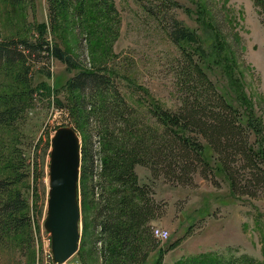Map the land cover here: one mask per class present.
Returning a JSON list of instances; mask_svg holds the SVG:
<instances>
[{
	"label": "rangeland",
	"instance_id": "rangeland-1",
	"mask_svg": "<svg viewBox=\"0 0 264 264\" xmlns=\"http://www.w3.org/2000/svg\"><path fill=\"white\" fill-rule=\"evenodd\" d=\"M114 3L117 21L106 32L105 56L97 43L98 33L88 34L74 23L55 32L50 30L46 0H33V4L29 0L17 4L0 0V38L31 33L35 36L36 25L43 24L48 41L58 43L64 53L77 59L79 67L93 66L105 57L114 71L113 83L133 109L140 127L158 125L146 112L148 103L171 108L175 105L174 72L181 44L194 49V56L199 57L207 75L228 101L241 110H251L264 126V27L252 0H173L167 9L155 13L147 12L135 0ZM216 18L223 38L215 39L217 34L209 26L208 19ZM78 65L69 66L42 51L30 62L35 86L31 101H24L25 107L13 124L0 126V139L7 149L17 147L24 155L26 164L22 168L27 176L17 186L27 196L31 217L23 241L22 233L0 237V264H56L52 261L50 234L43 225L50 138L55 126L75 122L66 109L55 105L54 99L66 101V80L76 73ZM11 79L0 71V91L14 89ZM76 131L81 144L85 134ZM87 131L96 164L99 144L92 118ZM204 155L215 166L208 148ZM134 171L138 182L145 183L154 205L149 228L158 226L167 231L165 238L153 237L155 246L149 251V262L162 250L159 264H174L181 256L204 251L225 256L246 253L256 264H264L263 186L254 196L235 194L220 169L206 177L196 170L188 183L171 180L162 171L153 176L147 166L139 163L134 165ZM7 172V168H0L1 176ZM78 201L81 247L59 264H101L100 242L95 240L91 221L93 208L84 204L79 194ZM175 239L177 242L164 250Z\"/></svg>",
	"mask_w": 264,
	"mask_h": 264
},
{
	"label": "trees",
	"instance_id": "trees-1",
	"mask_svg": "<svg viewBox=\"0 0 264 264\" xmlns=\"http://www.w3.org/2000/svg\"><path fill=\"white\" fill-rule=\"evenodd\" d=\"M6 1L17 4L26 0ZM29 1L33 4V0ZM46 1L50 30L55 32L74 23L88 34L98 33L97 43L105 56L106 32L111 30L118 15L114 0ZM135 1L153 13L173 3V0ZM252 2L261 14L264 27V0ZM222 17L224 21V12ZM208 21L217 34L213 37H221L217 18ZM46 36L44 25L40 24L36 25L35 36L31 33L0 38V71L12 78L14 88L0 91V126L13 124L25 104L31 101L35 86L31 81L30 62L42 51L69 66L78 65L77 59L64 53L58 43H51ZM172 39L176 40L174 35ZM178 48L174 107L150 102L146 109L160 127L138 126L133 109L113 83L114 71L105 57L90 67L78 65L76 73L66 80L65 88L69 92L66 101L54 99L59 109H66L68 116L73 117L75 124L71 125L85 134L80 147L78 194L84 204L93 208L91 221L95 240L100 242L101 264L160 263L162 250H158L153 261H148L149 251L155 246V237L149 228L154 205L147 196L145 183L138 182L134 171L137 163L147 166L153 176L162 171L180 183L190 182L196 170L206 177L214 169H220L231 191L238 195L254 196L256 190L264 187V126L251 110L245 107L241 110L225 98L207 75L199 57L194 56V49L181 44ZM91 118L98 134L96 164V152L88 141ZM205 148L210 150L215 166L204 155ZM25 164L21 150L7 149L5 141L0 139V168L8 169L5 175H0L1 238L22 233L19 238L25 239L24 231L31 218L29 203L17 186L27 176L22 168ZM80 247L81 244L76 252ZM174 264H256V261L246 253L225 256L204 251L181 256Z\"/></svg>",
	"mask_w": 264,
	"mask_h": 264
},
{
	"label": "water",
	"instance_id": "water-1",
	"mask_svg": "<svg viewBox=\"0 0 264 264\" xmlns=\"http://www.w3.org/2000/svg\"><path fill=\"white\" fill-rule=\"evenodd\" d=\"M46 217L53 263L59 264L79 247L78 179L80 137L70 124L58 125L50 138Z\"/></svg>",
	"mask_w": 264,
	"mask_h": 264
},
{
	"label": "built area",
	"instance_id": "built-area-1",
	"mask_svg": "<svg viewBox=\"0 0 264 264\" xmlns=\"http://www.w3.org/2000/svg\"><path fill=\"white\" fill-rule=\"evenodd\" d=\"M150 231L153 237L156 239H162L163 237L167 235V231L164 228L158 227V226H152L150 227Z\"/></svg>",
	"mask_w": 264,
	"mask_h": 264
}]
</instances>
